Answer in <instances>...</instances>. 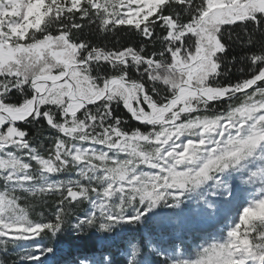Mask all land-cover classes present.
Masks as SVG:
<instances>
[{"label":"snow or ice","instance_id":"snow-or-ice-1","mask_svg":"<svg viewBox=\"0 0 264 264\" xmlns=\"http://www.w3.org/2000/svg\"><path fill=\"white\" fill-rule=\"evenodd\" d=\"M85 30L141 44L101 47ZM233 32L247 53L235 82ZM36 125L50 146L29 138ZM48 199L51 215H34ZM80 205L75 229L124 257L74 264H264V0H0V256L52 264ZM226 210L191 254L186 232ZM126 225L168 239L149 232L145 254L117 242Z\"/></svg>","mask_w":264,"mask_h":264},{"label":"rangeland","instance_id":"rangeland-1","mask_svg":"<svg viewBox=\"0 0 264 264\" xmlns=\"http://www.w3.org/2000/svg\"><path fill=\"white\" fill-rule=\"evenodd\" d=\"M63 178V177H62ZM194 206V205H193ZM55 207V203L52 199L46 200L42 204H37L34 209V215H38L40 212H43L45 215H51L53 208ZM84 211L85 206L80 205L76 208H70L66 215V222L64 225V232L60 234V241L57 244L56 242H53V247L58 248L57 255L53 258L56 260H59L60 253H63L62 255H65L68 246L66 244L72 243L73 248L78 250L85 245V241L91 240L93 243H95L98 247L99 254H92L89 255H83L78 252V255L75 254L71 260L67 259V261H58L55 264H74V262H78L79 260L87 257L89 260L95 259L96 261H99L102 256L107 255L106 250H110L111 254H118L121 257H124V253L118 251V249L113 246L111 241H103V236L105 234L100 233L96 231L95 229H87L86 231L78 232L75 229V225L78 221V219L84 218ZM161 213L162 216H169L174 211L173 209L169 208H160L157 210ZM227 210L224 214L221 215V217L218 220L209 221V220H197L195 228H190L186 232V240L185 243L189 246L191 254L195 253L196 246L200 243H203V238L209 234L214 233L217 229H220L223 227V220L224 216L227 215ZM128 229V230H125ZM168 229H160L156 225H147V226H139V228L136 225H126L124 228H121L120 226H117L115 233H118L119 236L117 238V242H121L125 239H131L132 237H135V242L137 245L141 248V252L145 254H154L157 248V244L152 242H149V236L148 233L152 232L157 238H162L163 240L168 239ZM107 235H114L113 233H109ZM143 237V240H142ZM154 258L152 255H149V259ZM159 259L165 258L164 256L155 257ZM0 259H6L7 264H12V261L16 259L14 254H9L7 257L0 256ZM53 264V263H52Z\"/></svg>","mask_w":264,"mask_h":264},{"label":"trees","instance_id":"trees-1","mask_svg":"<svg viewBox=\"0 0 264 264\" xmlns=\"http://www.w3.org/2000/svg\"><path fill=\"white\" fill-rule=\"evenodd\" d=\"M239 31V30H237ZM241 36H243V33H241ZM84 37L89 40L90 43L98 44L101 47H107V48H113L114 45L118 46L120 44H134V45H140L141 44V38L139 37H133L130 34L120 33L118 36H112L109 35L105 37L102 34H97L95 32H89L88 30H85ZM237 33H232V40L228 41L230 44L229 48V56L227 57L225 63L227 64L228 68L231 69L226 79L232 80V82H235L237 78H241L244 74L238 71L240 67L243 66V58L247 54L245 47L242 45L240 41H237ZM225 39L227 40V34L225 36ZM153 48L152 44H147L146 50L148 52H151ZM236 58V60L240 61V63L236 64L235 68H232L233 58ZM219 110H223V103L221 102V106ZM117 113L121 116L122 119L127 120L128 114L126 113V110L123 109L122 105L116 109ZM130 124H135V121H129ZM26 131H29L30 136L29 138L36 137L37 143H44L46 147L50 146V141L48 139L49 136H51L50 132L47 131H41L40 126L36 125L33 126H26ZM68 246V249L65 253V255H62L63 253H60L58 255L59 260L53 259L52 263L55 264L58 261H67V259L71 260L72 257L80 252V254L83 255H89L92 254H99L98 247L95 243H93L91 240H86L85 245L81 249H74L72 243L66 244ZM117 262L121 261L123 257L119 256L118 254H111ZM96 261L95 259H92Z\"/></svg>","mask_w":264,"mask_h":264}]
</instances>
